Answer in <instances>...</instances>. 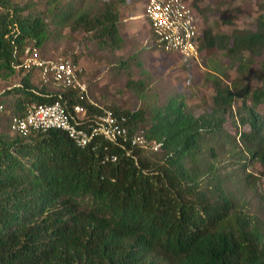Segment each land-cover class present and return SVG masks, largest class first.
Wrapping results in <instances>:
<instances>
[{
  "label": "trees",
  "instance_id": "obj_1",
  "mask_svg": "<svg viewBox=\"0 0 264 264\" xmlns=\"http://www.w3.org/2000/svg\"><path fill=\"white\" fill-rule=\"evenodd\" d=\"M189 4L201 13L196 2ZM47 8L45 14L20 0H0V79L18 72L29 45L48 40V17L58 14L61 1H48ZM79 20L107 46L121 47L114 3ZM200 31L201 57L222 51L243 70L244 53L264 56V13L241 31ZM66 58L78 62L75 55ZM33 73L39 78L33 68L0 93L3 107L8 95L13 104V135L0 132V264H264V222L242 205L230 179L208 158L230 144L243 166L239 183L254 187L264 176V82L254 87L236 77L229 83L217 68L211 73L214 104L200 115L176 97L150 111L100 103L127 115L131 133L142 132L149 148L159 145L160 154L151 158L147 148L128 143L127 152L100 136L78 146L60 128L13 132L11 117L24 114L31 101L60 98L81 102L89 113L101 111L75 90H59ZM127 85L140 94L146 86L132 77ZM227 121L249 129L232 133ZM113 153L115 160L107 158ZM255 164L260 176L247 171Z\"/></svg>",
  "mask_w": 264,
  "mask_h": 264
},
{
  "label": "rangeland",
  "instance_id": "obj_2",
  "mask_svg": "<svg viewBox=\"0 0 264 264\" xmlns=\"http://www.w3.org/2000/svg\"><path fill=\"white\" fill-rule=\"evenodd\" d=\"M48 1H61V9L55 16L48 17L50 35L46 43L30 49L28 57L60 60L77 56L88 83L89 95L99 103L150 111L176 97L189 111L200 115L209 113L214 104L215 89L211 73L217 68L225 71L223 78L229 83L236 77L254 87L264 82L262 55L244 53L247 66L242 70L237 59L222 51L211 57L185 59L156 47L144 14L146 0H20V3L27 10L39 9L48 14ZM188 1L196 2L201 8V13L197 15L200 27H211L215 32L241 31L264 13V0ZM106 3H114L119 10L118 26L123 37L119 48L107 46L94 30H89L79 20L82 13L92 17L100 12ZM123 60L127 62L126 66L120 64ZM29 70L32 68L23 66L11 78L0 79V93L20 83ZM130 77L143 80L145 91L140 94L128 87ZM33 78L39 79L37 73H33ZM12 113V97L8 95L3 109H0V132L13 135L9 130ZM224 125L232 133L249 129V125L235 124L233 121H227ZM230 149V144L220 148L217 158L208 153L209 161L215 164L222 177L230 179V190L242 205L264 222V176H260L261 166L255 164L247 167V171L260 176L254 187L239 183L237 180L243 175V166ZM160 151V148H147L145 154L156 158Z\"/></svg>",
  "mask_w": 264,
  "mask_h": 264
},
{
  "label": "built area",
  "instance_id": "obj_3",
  "mask_svg": "<svg viewBox=\"0 0 264 264\" xmlns=\"http://www.w3.org/2000/svg\"><path fill=\"white\" fill-rule=\"evenodd\" d=\"M144 14L149 22L156 41L165 51L177 54L185 59H198L200 56V30L198 16L187 0H146ZM31 45L26 48V58L17 65L36 68L42 82L64 90L73 89L79 99H87L101 108L98 113H89L81 102L70 105L63 99L52 102H28L22 115L10 119L13 132L29 135L35 131H47L60 128L78 145L87 146L97 136L127 149L140 145L149 148L150 143L140 131L131 133L125 114H116L109 107L93 100L89 95L88 83L83 76V67L71 58L60 60L28 57ZM0 109L3 105L0 104ZM158 144L154 145L157 149ZM115 160L117 154L108 155Z\"/></svg>",
  "mask_w": 264,
  "mask_h": 264
}]
</instances>
